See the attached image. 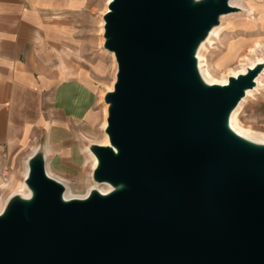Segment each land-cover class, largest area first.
<instances>
[{
    "label": "water",
    "instance_id": "95a60500",
    "mask_svg": "<svg viewBox=\"0 0 264 264\" xmlns=\"http://www.w3.org/2000/svg\"><path fill=\"white\" fill-rule=\"evenodd\" d=\"M229 0H111L103 49L116 62L108 145L91 179L112 190L65 200L39 146L29 196L0 214V264H264V144L229 117L264 65L206 84L196 51Z\"/></svg>",
    "mask_w": 264,
    "mask_h": 264
},
{
    "label": "crops",
    "instance_id": "0c3cea01",
    "mask_svg": "<svg viewBox=\"0 0 264 264\" xmlns=\"http://www.w3.org/2000/svg\"><path fill=\"white\" fill-rule=\"evenodd\" d=\"M81 7V0H0V162L41 146L47 163L46 148L68 146L70 122L94 120L93 88L63 57L59 71L52 66L67 49L66 15Z\"/></svg>",
    "mask_w": 264,
    "mask_h": 264
},
{
    "label": "rangeland",
    "instance_id": "374dc122",
    "mask_svg": "<svg viewBox=\"0 0 264 264\" xmlns=\"http://www.w3.org/2000/svg\"><path fill=\"white\" fill-rule=\"evenodd\" d=\"M105 1L81 0L80 9L67 13L65 18L68 30L65 43L67 49H64L65 51L58 55L56 63L52 64L54 69L59 71V58L63 57L70 73L81 74L83 80L96 92L92 123L84 121L73 126L70 122L68 128L72 130V133L68 146H58L65 143L60 140L50 148L48 168L51 175L68 183L74 195H85L90 183H93L90 176L91 161L86 156L84 147L90 142L99 143L102 139L103 131L99 127L103 120V106L98 97H100V91H107L114 77L112 60L100 45L99 21ZM244 4L250 14L247 11H236L238 14L232 12L231 14L234 15H231L230 20L224 23L220 36L214 38L215 40L205 52L210 73L217 81H220L222 75L240 70V63L244 64L264 55V48L249 52L256 43H264V0H244ZM262 83L254 96L244 103L239 115L242 127L258 133H264V79ZM36 143H40L39 139H35L30 145L37 146ZM31 149L26 148L18 152L10 160L11 162H0L2 185L10 180L23 182V160ZM11 189L7 187L1 193L0 197L4 202L11 197Z\"/></svg>",
    "mask_w": 264,
    "mask_h": 264
},
{
    "label": "bare ground",
    "instance_id": "6f19581e",
    "mask_svg": "<svg viewBox=\"0 0 264 264\" xmlns=\"http://www.w3.org/2000/svg\"><path fill=\"white\" fill-rule=\"evenodd\" d=\"M110 1L111 0H106L105 7L102 9V15H104L107 12V5L109 4ZM229 4H230V6L235 8L237 11H241V12L247 11L248 12V9L245 8V6H244L245 5L244 4V0H229ZM241 12H239V13H241ZM234 14H238V13L235 12ZM234 14L230 13V14H227V15H222L219 18V25L213 27L210 30V32L208 33V35L205 38V40L199 45V47H198V49L196 51L198 72H199L202 80L208 85H213V84L225 85V84L228 83V78L229 77L237 76L238 74L246 73V71L248 69L254 68L257 64H263L264 65V55H262V56H260V58H254L250 62H246L244 64L240 63V70H238L237 72H232V73L228 72L229 74H226L225 76L222 75L221 78H220V81L215 80L214 77L211 75L210 70H209L208 65H207V59L205 57V52L207 51L208 46H210L212 44L213 40H215L214 38H217L218 36H220L219 34L222 31V29H223L224 23L226 21H229L231 15H234ZM248 14H250V13L248 12ZM102 15H101V18H100V21H99V35H100V38H101L100 39V45L103 46V43H104V38H103L104 22H103V19H102ZM262 48H264V43L263 44L256 43L254 46H252L250 48L249 52H255V51L260 50ZM105 53L111 58L112 64H113V68H114V77H113L112 84L107 87V91H112L113 90V84L115 82L116 62H115V58H114V54L113 53L108 52L106 50H105ZM263 79H264V67H263L262 71L259 73V75L257 76V78L255 79V87L253 89H251V90L246 91L245 97L241 99V101L239 102L237 107L232 111V113L230 114V117H229V127L235 134H237L241 138H244L245 140H248L250 142L257 143V144H264V133H258V132L252 131L251 129L242 127L241 124H240V121H239V115H240V112L243 109L244 103H246V101L250 97H253L254 94L260 89V87L263 84L262 83ZM107 91H102L101 92V97H100V100H101V103H102V106H103V120H102V123H101V125L99 127L103 131L102 132V139L99 141V143L90 142V144L108 145V137H107V135L104 132V129L106 128V118H107V108H108V106H107V104L104 103V100H103V97H104V95H105V93ZM46 143H47V141H46ZM88 146H89V144H88ZM88 146L84 147V152L86 153V156L91 161V163H90V167H91L90 176H92V171L95 169V167L97 165V160L94 157V155L91 153V151H90ZM35 149L36 148L33 147L31 149V151L27 153V156H30L33 152H35ZM49 153H50V150L48 148H46V154L49 155ZM45 165H46V173H47V175L50 176L51 178H54L55 180H57L58 182H60L64 186L63 197H64L65 200L84 199V198H86L88 196V194L90 193L91 190H97L101 194H107V193H109L112 190V187L109 186L108 184H98V183L93 182V183H90V185L88 187L89 190L87 191V193L85 195L84 194L83 195H74L72 193L71 187H70V185L68 183L63 182L59 178L51 175V173L49 171V168H48V162L45 163ZM27 173H28L27 158H25L23 160L22 178H26ZM7 187H11L12 188L11 189V194L12 195L16 194V195L21 196L23 198H27L29 196V191H28L27 187L25 186L24 182L10 180L7 184H4V185H2L0 183V195L3 192V190L5 188H7ZM5 203L6 202H4L3 198L0 197V214L2 213V211L4 209Z\"/></svg>",
    "mask_w": 264,
    "mask_h": 264
}]
</instances>
